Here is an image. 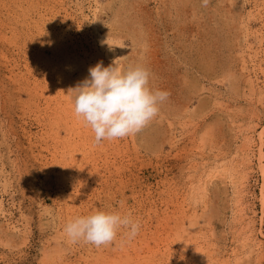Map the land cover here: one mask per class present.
Returning <instances> with one entry per match:
<instances>
[{
  "label": "rangeland",
  "instance_id": "1",
  "mask_svg": "<svg viewBox=\"0 0 264 264\" xmlns=\"http://www.w3.org/2000/svg\"><path fill=\"white\" fill-rule=\"evenodd\" d=\"M115 59L170 95L96 143L69 90ZM98 209L138 236L71 243ZM0 264H264V0H0Z\"/></svg>",
  "mask_w": 264,
  "mask_h": 264
},
{
  "label": "clouds",
  "instance_id": "2",
  "mask_svg": "<svg viewBox=\"0 0 264 264\" xmlns=\"http://www.w3.org/2000/svg\"><path fill=\"white\" fill-rule=\"evenodd\" d=\"M202 3L207 6L208 0ZM109 46L111 49L112 45ZM88 71V76L69 93L75 115L91 128L96 143L140 132L158 115L160 105L170 95L151 87V73L143 64L122 70L115 59L108 66L98 62ZM140 228V221L131 213L98 209L70 219L64 231L71 243L83 241L99 248L116 241L121 230L130 242L138 236Z\"/></svg>",
  "mask_w": 264,
  "mask_h": 264
},
{
  "label": "bare ground",
  "instance_id": "3",
  "mask_svg": "<svg viewBox=\"0 0 264 264\" xmlns=\"http://www.w3.org/2000/svg\"><path fill=\"white\" fill-rule=\"evenodd\" d=\"M76 63H77V62H76ZM76 63H75V64H76ZM75 64H74V65H75ZM85 64H86V62H85ZM85 64H84V61L80 60V64L75 65V66H77L78 68L81 67V69H82V73L86 74L85 71L87 72V66H88V65L85 66ZM81 69H80V70H81ZM78 73H79V71H78ZM87 73L89 74V71H88Z\"/></svg>",
  "mask_w": 264,
  "mask_h": 264
}]
</instances>
